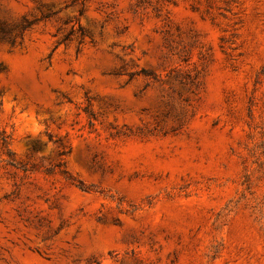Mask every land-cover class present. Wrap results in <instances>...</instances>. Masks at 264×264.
<instances>
[{"label":"rangeland","instance_id":"374dc122","mask_svg":"<svg viewBox=\"0 0 264 264\" xmlns=\"http://www.w3.org/2000/svg\"><path fill=\"white\" fill-rule=\"evenodd\" d=\"M0 264H264V0H0Z\"/></svg>","mask_w":264,"mask_h":264}]
</instances>
